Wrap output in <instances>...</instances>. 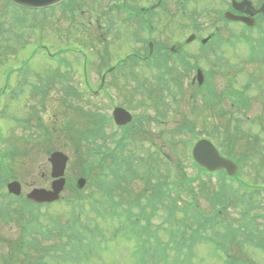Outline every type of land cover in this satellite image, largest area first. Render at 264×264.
Segmentation results:
<instances>
[{
  "label": "rangeland",
  "instance_id": "374dc122",
  "mask_svg": "<svg viewBox=\"0 0 264 264\" xmlns=\"http://www.w3.org/2000/svg\"><path fill=\"white\" fill-rule=\"evenodd\" d=\"M75 1L66 12L60 8L33 16L18 12L16 18L7 4L0 0V90L6 85L9 87L0 94V148L7 151V169L16 180H20L22 199L30 187L47 185V144L68 155L67 178L77 179L86 175L85 186L76 201L82 206V227L89 232L85 240H90L93 251H83L78 262L70 260L52 264H142L141 257L138 259L133 253L137 246L147 252L145 264H168L169 260L170 264H223V254L215 249L214 252L210 242H206L204 237L199 238V233L191 237L194 231L190 225L179 226V223L186 224L185 218L194 220L195 208L203 212L200 219L209 221L208 217H212L221 206L212 207L208 196L218 190L227 195L226 208L217 213L214 224L207 226L213 229L212 233L209 229L205 232L200 229L199 232L219 239L215 231L236 229L237 234L226 242L227 256L232 257L229 263L236 264L237 260V264H264V247L254 245L258 241L259 246H264V161L259 157L264 156V71L260 72L258 67L261 59L258 56L247 59L241 44L225 45V50L217 48L211 40L205 50L190 44L186 63L177 62L178 58L167 52L160 64L165 63L162 67L167 68L168 74L161 76L156 69H149L153 62L147 65L120 61L126 57L131 59L133 53L141 56L138 43L140 39L147 40V32H143L134 20L123 15L121 9L107 13L103 10L106 3ZM213 3L221 5L223 2L207 0L206 7L210 10ZM206 15L207 18H203L207 25L202 35L212 31L214 15ZM161 17L156 37L160 36V41L169 44L175 42V37H171V32L175 31L172 18L166 14H161ZM257 31L262 33L258 28ZM253 34L259 37L256 31ZM222 37L233 39V34L225 29L220 35ZM42 45L50 48V53L57 52L56 55L58 50L64 51L66 62L62 64L66 65L57 68L51 63ZM84 59L88 87L100 91L99 94L89 92L87 87V91L84 89L85 79L81 71ZM172 59L179 66L174 67L170 63L166 66ZM119 63L121 68L113 73L115 77H108L102 84L103 88L99 89L103 71L109 65ZM26 65L28 67L23 73L18 72L17 69ZM236 65L238 68L243 66L237 74ZM195 67L204 73L201 86L192 85L188 78H184L185 81L179 79L181 72L186 73V69ZM156 74L162 78L160 84L153 77L156 78ZM61 76H66L63 79L66 84L60 83L61 79L53 83L56 77ZM170 76L174 78L169 79ZM37 87L45 90L42 96L33 95ZM67 87H70V93L65 94ZM142 87L148 91L141 92ZM236 90L243 93L247 107L239 108L234 104L232 97ZM74 91L81 93L76 97ZM161 95L163 103L158 99ZM114 105L129 108L136 119V128H128L125 132L123 149V155L133 159L136 175L122 180L120 184L126 190L115 187L109 199L103 190H98L95 180L98 174L110 184H116L111 170L113 165L111 162L101 165L95 151L110 148L111 141L97 138L99 131L92 129L89 116L92 112L110 113ZM55 113L56 116L53 115ZM58 114L54 128L51 116L57 117ZM24 116L28 119L22 124L14 121V117ZM66 126L70 129H64ZM184 130L196 139H210L229 156L248 155L247 160L239 158L243 161L236 174L238 179L223 184L218 178L221 175L214 174L212 179L202 174L196 177V169L189 166L185 157L190 153L193 138ZM111 131H116L113 126L105 127L104 135L110 136ZM133 138L153 139L154 145L142 143V140L134 143ZM7 169H2L0 178L2 253L7 251L10 238L19 236L25 224L38 221L51 227L54 221H66L72 212L70 203L65 202L72 196L68 189L61 193L59 202L39 208L8 195L2 182ZM182 176L187 177L184 185L177 183ZM158 183H167L171 195L170 198L164 197L155 210L153 208L150 217L148 229L154 232L160 244L153 245L154 241L150 239L144 247L141 239L126 232L127 226L125 230L122 228L123 214L113 217L109 214L111 208L113 215L114 209L119 213L128 209L133 218L144 224L141 212L150 211L149 192L153 184ZM191 203L194 210L188 206ZM176 220V224H172ZM241 228H250L251 237L246 235V239L242 238L243 235L239 234ZM174 229L172 238L170 232ZM165 243L167 246L163 250L161 246ZM161 251L167 253L165 260L156 259ZM94 252L97 256H92ZM4 260L0 259V264Z\"/></svg>",
  "mask_w": 264,
  "mask_h": 264
},
{
  "label": "trees",
  "instance_id": "16d2710c",
  "mask_svg": "<svg viewBox=\"0 0 264 264\" xmlns=\"http://www.w3.org/2000/svg\"><path fill=\"white\" fill-rule=\"evenodd\" d=\"M163 98L164 97L161 95L159 96L158 99L160 100V102L163 103ZM102 126L103 123L102 124L99 123L97 125L96 130L101 132ZM122 151L123 150L120 151L121 154H113L111 159H109V155L106 152L98 157L100 160L99 163L101 165H105L107 162H111V165H113L111 170L114 174V178L116 179V184H110L106 180L102 179V177H99L98 174L95 180V184L98 190L99 189L103 190V192L109 197V199H111L112 196L111 191L114 190L115 187H119V189L126 190L125 186L124 185L122 186L120 184L122 180H128L129 178L133 177V175L134 176L136 175V171L134 169V162L131 160L130 156H124ZM155 153L158 155L157 151H155L154 154ZM154 154L152 155L154 156ZM93 169L94 166L92 167V170ZM198 170H200V172L202 171L200 167L198 168ZM197 174L198 175L196 177H199L200 173ZM186 178H187L186 176H182L177 180V183L178 184L182 183L184 185L185 183H187ZM221 181L223 184H226L224 182V179L221 178ZM165 185H166V189H165ZM213 193H214L213 195L208 196L210 199V203L212 204V206H215L216 204L221 205L224 201L225 195L223 194V192L219 190ZM149 194L150 195L148 201H150L151 204L150 211L145 213L141 212V216L143 218L144 224H141L138 218H133L134 216L133 213L128 211V209H125L120 213L114 209L113 210L114 215H113L111 208L109 214V217L123 214L125 221L122 224V228L125 230V227L127 226L126 232L132 234L133 236H135V238L137 237L136 239L138 240L141 239V244H144V246L149 244L150 239H153L152 240L154 241L153 245L160 244L159 239L155 236L153 231L152 232L149 231L148 226L150 223V217L155 210V206L159 204L164 197L170 198L171 190L167 187V183H158L156 185L153 184L151 192H149ZM109 201L111 202V200ZM75 203L76 204H74L71 207L72 208L71 214H69L68 219L63 223L59 221H54L53 224L55 225H53L52 227L44 226L40 224L38 221H33V222L31 221L30 223L25 224L19 236H17L13 241L8 242L9 250L7 252V255L0 257V259L1 258L5 259L2 262V264H52L55 262L62 263L69 260L78 261L79 259H81V253H83V251L89 250L90 252H92L93 246H91V244L89 243L90 240L88 241L85 240L86 235L89 232L87 229H83L82 225L84 222L80 219L82 206L78 201H76ZM172 203L174 204L173 206H175L176 202L173 201ZM134 204L138 205L137 203ZM191 204H189L188 206H190ZM115 205L118 204H114V206ZM76 208L78 210H76ZM143 208L145 209V206H143ZM192 209L194 210V207ZM195 213L196 215L194 216V220H189L190 222L194 221L196 223L199 217L201 216L199 212H195ZM96 215H99V213L98 214L96 213ZM170 216H172V214H170ZM208 218L209 220H211V223H213L214 220L216 219L215 216ZM177 221L178 220H176V222ZM186 224H189L187 220H186ZM199 224L198 227L200 229H204L206 226V221L204 220L200 225ZM219 226L222 227L221 221H219ZM174 231L175 229L171 230L170 232L172 233L170 234L172 238ZM218 233L221 234L219 240L227 241L234 237L236 233V229L229 230L227 228L225 229L223 228L222 232H218ZM142 234H145L143 238L140 237ZM199 234L202 235L203 233H199ZM103 247L104 249H106V246ZM161 248L164 250V247ZM144 253L145 254L147 253L146 250H144ZM92 256H97V254L94 252ZM165 258H167V253L163 252L156 259L165 260ZM146 259L147 258H145V256L143 258L141 257L140 259L141 263L145 264ZM229 260L232 261L231 256L227 257V260L225 262L227 264H232L231 262L229 263ZM170 262H171L170 260L167 261L168 264H170ZM236 264H237V260H236Z\"/></svg>",
  "mask_w": 264,
  "mask_h": 264
},
{
  "label": "flooded vegetation",
  "instance_id": "af4514ba",
  "mask_svg": "<svg viewBox=\"0 0 264 264\" xmlns=\"http://www.w3.org/2000/svg\"><path fill=\"white\" fill-rule=\"evenodd\" d=\"M97 4L98 2L106 3L103 10L107 13H113L115 10L121 9L123 15L134 20V22L142 27L143 32H147L146 42L140 39L138 50L141 52V56L134 54L135 58L128 59L132 62H142V63H151L155 60H161V56L167 55V50L174 57L178 58L177 62L186 63V58L189 56L187 50L191 49V46H196L197 49L205 50L209 47V42L213 40V37L216 33L221 34L225 28L224 26L233 27V34L236 36V27L241 28L240 24H236V21L226 19L225 13L232 12L234 15L240 14L245 15L246 11H253L252 21L253 24L250 27H253L252 30H255L259 25L258 29H263L264 27V18L261 13H257L252 9L244 7V5H239L240 10L236 11L233 8L232 1H242V0H222V4L214 5L213 3L209 10L206 7L207 0H93ZM252 2L254 9H257L264 0H249ZM219 6V7H218ZM50 12L46 10L45 13ZM214 15L212 19V31L209 34L202 35L201 32L204 30L206 14ZM161 14H166L173 21V28L175 31L171 32L172 39L175 37V41L167 45V42L160 41L159 37H156L157 30L161 27ZM111 17V16H109ZM205 17V18H203ZM239 22V21H237ZM204 23V25H203ZM241 23V22H239ZM243 24V23H242ZM185 30V32H183ZM180 31V33H179ZM183 32V33H182ZM208 39V40H207ZM189 40V42H188ZM207 40V41H206ZM192 44L191 46H189ZM170 64L176 67L175 60H168ZM172 61V62H171ZM182 65V64H181ZM186 65V64H185ZM179 66V65H177ZM189 66V65H188ZM243 67V66H242ZM241 68H238L236 65V72L238 73ZM259 70L264 69V59L258 64ZM121 68V65L118 68L111 67L105 75L106 81L108 77H115L113 73ZM190 68V66H189ZM186 69V68H185ZM198 68H191L187 70L188 72H181L179 79L185 81L184 78H188L191 84H197L198 80L196 78ZM176 70H174L175 72ZM194 71V73H193ZM203 73V71L201 70ZM204 74V73H203ZM241 74V73H240ZM120 77V76H116ZM50 181V180H49ZM73 181V180H72ZM74 183V181H73Z\"/></svg>",
  "mask_w": 264,
  "mask_h": 264
},
{
  "label": "water",
  "instance_id": "95a60500",
  "mask_svg": "<svg viewBox=\"0 0 264 264\" xmlns=\"http://www.w3.org/2000/svg\"><path fill=\"white\" fill-rule=\"evenodd\" d=\"M23 6L29 7H42L50 5L59 0H13ZM264 9V7H263ZM114 118L118 123H125L130 121V115L122 110L121 108H116L114 110ZM192 156L194 160L202 167L206 168L208 171H214L217 169H225L228 174H233L236 171V164L231 160L223 158L219 155L215 147L206 139H201L195 143L192 149ZM66 156L62 153H53L50 157V162L52 164V177H61L52 182L50 190L43 188H34L28 194L29 199L35 202H52L59 198V192L62 190L64 185V178H62L65 164ZM84 184V179L80 178L78 180V185L81 187ZM8 191L14 194L20 193V184L17 181H13L7 185Z\"/></svg>",
  "mask_w": 264,
  "mask_h": 264
}]
</instances>
